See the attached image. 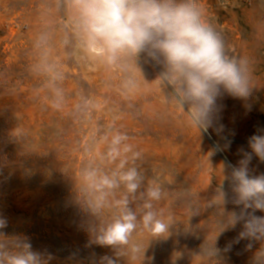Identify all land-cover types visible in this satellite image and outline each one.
<instances>
[{"label":"rangeland","instance_id":"obj_1","mask_svg":"<svg viewBox=\"0 0 264 264\" xmlns=\"http://www.w3.org/2000/svg\"><path fill=\"white\" fill-rule=\"evenodd\" d=\"M200 4L226 53L247 60L255 84L247 101L227 94L219 99L218 131L201 134L168 90L155 85L161 69L145 53L109 67L80 49L66 0H0V216L8 221L3 231L27 236L34 250L53 256L50 264H98L113 255L89 243L88 228L111 222L118 209L89 216L79 203V177L89 165L108 174L115 170V163L102 159V138L121 132L141 153L135 166L144 179L129 205L138 218L130 244L142 253L120 257L118 264H251L260 243L246 250L247 239L236 242L242 221L221 232L227 217L211 202L224 175L220 165L238 166V150L250 151L249 138L264 134V0ZM47 65L61 76L54 83ZM229 143L208 157L215 145ZM249 168L252 176L264 173L256 157ZM150 183L162 192L152 210L169 224L161 237L139 223L145 211L140 193ZM223 187L226 210L239 213L230 182ZM123 192L121 185L116 198Z\"/></svg>","mask_w":264,"mask_h":264},{"label":"clouds","instance_id":"obj_2","mask_svg":"<svg viewBox=\"0 0 264 264\" xmlns=\"http://www.w3.org/2000/svg\"><path fill=\"white\" fill-rule=\"evenodd\" d=\"M66 5L80 49L109 67L125 66L129 59H138L145 53L161 69L155 76V85L168 90L171 102L200 134L209 133L210 128L218 131L214 128L218 100L225 94L242 101L253 95L255 84L247 60L226 53L223 39L206 19L200 0H66ZM46 71L51 74L50 83L61 78L55 65H47ZM55 92L57 97L61 95L59 89ZM59 106L58 102L53 104ZM102 139L107 142L102 159L115 163L116 168L110 174L92 165L84 168L79 177V203L92 217L106 208L118 209L111 222L88 228L89 243L110 248L113 253L100 257L98 264H118L120 257L135 259L142 253L139 245L130 244L138 218L129 207L130 197L136 198L144 179L135 166L141 153L124 133L115 132ZM228 147L230 143L215 145L207 155L211 157ZM248 148L250 151L238 150L242 155L238 166L220 165L224 175L211 204L227 217L221 232L243 222L236 242L247 239L246 250L259 242L251 264H264V216L253 214L257 210L264 212V173L252 176L249 168L253 157L264 163V134L251 136ZM225 180L234 194L231 202L242 206L239 213L225 208ZM121 185L124 192L117 199L115 190ZM161 197V189L154 183L140 193L145 211L139 223L153 237L164 236L169 229V224L152 210L153 201ZM7 227V219L0 216V264H50L51 254L34 250L23 234L3 231Z\"/></svg>","mask_w":264,"mask_h":264}]
</instances>
